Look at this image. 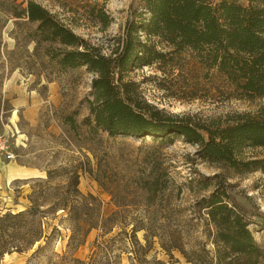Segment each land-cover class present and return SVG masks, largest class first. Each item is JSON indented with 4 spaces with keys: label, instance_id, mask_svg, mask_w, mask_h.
I'll use <instances>...</instances> for the list:
<instances>
[{
    "label": "rangeland",
    "instance_id": "obj_1",
    "mask_svg": "<svg viewBox=\"0 0 264 264\" xmlns=\"http://www.w3.org/2000/svg\"><path fill=\"white\" fill-rule=\"evenodd\" d=\"M29 1L109 54L131 0H0V136L6 141L0 213L36 206L43 231L32 249L4 254L0 264H204L211 228L197 203L219 179L240 203L264 213L260 170L210 163L181 137L166 144L85 126L93 76L85 67L60 70L45 56L48 44L37 45L36 25L13 16ZM99 12L110 19L106 27ZM128 78L151 107L201 125L225 126L237 114L264 108V97L247 99L190 52L168 55ZM239 155L244 162L264 160L262 149ZM64 202L81 204L79 211L60 210ZM249 229L264 251V222Z\"/></svg>",
    "mask_w": 264,
    "mask_h": 264
},
{
    "label": "trees",
    "instance_id": "obj_2",
    "mask_svg": "<svg viewBox=\"0 0 264 264\" xmlns=\"http://www.w3.org/2000/svg\"><path fill=\"white\" fill-rule=\"evenodd\" d=\"M98 15L104 27L109 25L105 14ZM13 16L36 25L37 45L48 44L45 56L60 70L85 67L93 76L92 100L87 101L91 120L85 119V126L109 137L150 136L166 144L181 137L210 163L264 172V160L239 158L244 148L264 150V108L255 114H237L225 126L201 125L191 117L178 118L151 107L142 100L136 82L128 78L136 70L159 65L168 55L190 52L247 99L263 98L264 0H247L246 5L227 0H131L123 31L109 54L76 36L32 1ZM197 204L205 210L211 228L212 249L203 250L204 264H264V251L249 229L264 222V213L240 203L223 179ZM80 206L64 202L60 210L70 207L78 212ZM37 213L36 206L16 214L0 213V257L27 252L41 240Z\"/></svg>",
    "mask_w": 264,
    "mask_h": 264
},
{
    "label": "built area",
    "instance_id": "obj_3",
    "mask_svg": "<svg viewBox=\"0 0 264 264\" xmlns=\"http://www.w3.org/2000/svg\"><path fill=\"white\" fill-rule=\"evenodd\" d=\"M6 151V141L0 136V154H4ZM7 159H11L12 155L6 153Z\"/></svg>",
    "mask_w": 264,
    "mask_h": 264
},
{
    "label": "crops",
    "instance_id": "obj_4",
    "mask_svg": "<svg viewBox=\"0 0 264 264\" xmlns=\"http://www.w3.org/2000/svg\"><path fill=\"white\" fill-rule=\"evenodd\" d=\"M27 173H29V174L31 175V173H32V172H31V171H29V172H27Z\"/></svg>",
    "mask_w": 264,
    "mask_h": 264
},
{
    "label": "bare ground",
    "instance_id": "obj_5",
    "mask_svg": "<svg viewBox=\"0 0 264 264\" xmlns=\"http://www.w3.org/2000/svg\"><path fill=\"white\" fill-rule=\"evenodd\" d=\"M18 168V167H17ZM30 169V168H29ZM27 178V177H26ZM12 180V179H11ZM18 180V179H17ZM7 185H9V184H7Z\"/></svg>",
    "mask_w": 264,
    "mask_h": 264
}]
</instances>
